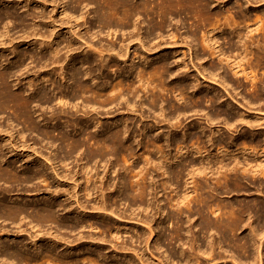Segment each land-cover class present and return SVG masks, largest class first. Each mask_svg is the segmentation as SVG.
Returning <instances> with one entry per match:
<instances>
[{"label":"bare ground","instance_id":"6f19581e","mask_svg":"<svg viewBox=\"0 0 264 264\" xmlns=\"http://www.w3.org/2000/svg\"><path fill=\"white\" fill-rule=\"evenodd\" d=\"M15 1L19 7L25 8L24 11H26L32 0H23L25 4H22V6L21 1ZM35 2L42 8L41 15L38 16L34 12L26 11L30 19L34 21V26L24 29V33L19 34L18 38L11 37L8 29L1 37V44L11 45L10 49L14 53V58L12 57L13 60L9 61L12 67L0 70V110H11L16 120L21 121L41 135L49 137L51 131L47 128H39L36 121L28 113L32 100L24 95V88L20 87L18 91H12L9 81L18 71L23 70L20 67L23 65L24 57L28 56L31 50H39L40 53L39 56L30 54L31 58H35L36 66L40 65V69L50 67L52 75L64 79L63 62L67 61L69 63L74 57L73 52L80 49L84 44L94 50L97 56L99 55V61L102 64L104 61H108V65L105 64L108 67L115 65L110 59L107 60L110 52H113L116 57L124 59L130 52V43L134 41H138L139 48L144 52H150L152 48L145 44L143 36L138 31V33L130 35L127 45L121 41L118 47H116L115 42L107 46L101 44L97 47L85 41L84 44L82 43V45L80 44L75 48L73 37L84 40L81 31H76L69 25L67 27L68 32L65 31V33H68L67 39H64L63 23L57 20L56 15H54L55 9L61 5V7L63 6L61 15L67 16L68 19L73 16V14L67 12L66 4L62 5L64 1L35 0ZM84 2L95 5L97 22L109 29L113 26L127 28L134 25L136 27L134 21L143 16L144 22H147V27H149L146 32V38L148 39L153 34L157 32L159 34L165 27H168L169 19L173 16H179L186 21L192 17L198 18L199 22L190 25L194 27L192 35L196 36L198 32L201 33L199 38L200 51L195 50V53L197 55L207 53L211 58L218 60L217 62L213 60L209 64V69L202 67V70L207 71L214 77H216L214 72L216 74L220 70L224 77V79L222 78L223 83L226 81L228 83L229 78H232V76L243 77L252 87L251 96L246 102L252 104V102L261 103L262 101L264 104V3H262L264 0H73V5L69 6V10L76 13L77 8ZM46 4L52 6V12L43 11ZM154 14L157 15L158 20L153 18ZM9 17L7 14L0 15V22ZM12 17L22 23L24 22V19ZM221 32L222 34H220ZM171 37H175V35L172 34ZM64 40H66L65 44ZM15 41H17L16 47H14ZM76 44L79 43L76 42ZM19 45L28 46L27 49L21 50L17 48ZM141 50L138 51L137 48V52L134 53V59L130 62L127 81L119 79L111 82L109 88L105 90L106 92L97 90V87L94 89L90 83L83 80L80 68L72 62L69 69L73 81L69 86L70 90L64 92L56 85L58 90L56 98L59 102L65 104L67 100L75 99L81 95L84 101L88 102V106L92 102L107 106L120 102L119 100L124 95L127 96L125 100L127 103L130 98L139 96V91H142L148 94L149 103L153 107L158 104L160 98L167 97L169 94L176 101L183 100L185 104L181 106H175L172 101L169 102V106L174 107V112L179 113H185L193 106L200 107L203 102H210V105H215L214 102H217V100L213 95L200 94L194 99H188V96H186L188 86L185 82L180 81L174 84L167 82V77L173 73L165 56L158 57L157 63L150 67L146 65L153 60V57L145 61ZM136 58H140L139 60L143 63V66L138 68L137 72L134 70V60ZM76 61L80 63L81 58ZM179 66L178 70L181 68L184 70L187 67L182 62ZM197 72L204 77L202 72H199V70ZM23 74L25 73L22 71L20 75L23 76ZM181 77L188 76L182 75ZM37 81L35 84L37 101L49 103L51 97L48 96L45 90L38 88L40 81ZM238 83L244 86L243 82L238 81ZM28 85H32L30 81ZM196 90L197 87L193 89V91ZM187 101L191 104H188ZM92 106L90 105V107ZM220 114L225 115L224 119L227 120V124L230 119H233L230 114L217 108L211 109V116L208 117L211 119L212 116ZM162 120H167V116L162 117ZM239 120L252 126L248 116L240 114ZM102 131L103 134L100 136H94L92 132L85 131L77 137H71L60 132L58 137L61 144L60 148L67 155L84 148L87 156L92 159L111 155V157H115L117 163L118 157L122 158L124 156L126 164L134 160L144 159L142 166H138V164L126 166L119 163L122 168V180L118 183L109 182L106 174L101 177L98 174L86 175L85 179L81 181L79 171L76 169L59 175L56 168L58 161L54 155L50 153L48 156H43L35 147H30L26 143L16 145V142L14 143L11 140L13 133L0 129V135L4 141L3 147L9 155L12 157L18 156L25 161L33 160L31 152L42 157V161L37 164V169L41 171L39 175L37 170L35 173H32V170L19 172L13 169L11 164H2L5 158L3 159L0 156V183L18 185L19 188V185L28 184L33 179L39 178L41 182L47 184V178L43 177L45 176L43 167L46 166L52 170L57 178H62L74 188L78 187V190L73 191L72 195L69 196L70 192L57 184V190L51 195L50 201L34 205L11 200L7 197L10 188L1 189L0 220L20 224L23 219L29 217V224L32 223L31 221L34 222L31 227H38L39 231L33 236L30 235V242L25 243L23 247L19 244L18 239L14 240L13 235L11 236L8 234V230L3 229L4 225L2 224L0 226V263L103 264L99 262V258L103 257L102 254L104 255L103 261L106 259L107 262L115 263L114 261L119 260L116 253L126 249H130L137 260L143 263L142 255L139 254L138 250L127 246L124 242L121 243L120 248L111 243V251L109 252L99 251L97 247L93 246L94 242H98L100 238L93 236H89L88 242H86V244L91 243L92 247L87 250L82 249V253L79 252L77 255L76 252L79 247L73 250L72 248L64 249L63 246L65 243L79 240L85 236L74 235V239L69 240V237H65L58 232V226L70 231H75L79 226L84 227L82 223L83 216L86 215L88 204L86 205L79 199L80 193L84 196L95 195V201L89 208L101 211L102 217L107 219L110 214L120 219L122 215L116 212V208L107 200L106 195L115 193L116 197H121L125 201L130 197L132 200H137L140 205L149 207L152 205L151 197L148 198L150 191L155 195L162 191L166 194L163 202L172 212L170 216L179 223H176L177 227L174 228L173 232L165 236L169 246L173 245V241L174 243L190 241V237H192L189 234L190 228L184 227L182 216L194 213L200 218L197 231H199V236L204 241L198 240L199 236L195 234L194 239H191L194 240L193 244L199 245L198 251L204 253V263L207 262L208 257L213 261L215 258L223 256V253L229 249L230 252H233L229 255H231L234 264H264V158L255 157L260 151L257 148L264 145V132L251 134L249 140H247V137V139L239 140L230 139L229 143L235 147V153L226 148L225 138L210 139V145L217 148L215 153H211L206 141H203L199 133L184 134L181 138H172L167 135L164 138V134H150L145 128L142 131L140 142H137L126 135L128 129L124 125H116L111 129L103 127ZM2 133L6 134L2 135ZM6 135H8V139L4 140ZM137 146H141L142 153L136 152ZM261 152L264 154V150H261ZM152 154L155 155L154 158ZM190 154H193L194 157H191ZM137 166L139 170L135 169ZM155 172L157 174L159 172L162 178L156 179ZM89 181L93 182L91 189L88 187ZM250 189H255L257 192L254 193L257 194H253ZM61 197L69 202V204H64L63 210L66 213V219L64 220L57 218L56 215V208L63 205L57 200ZM54 199H56V202ZM160 208L158 202L157 211H160ZM78 210H81L84 214L80 216ZM249 219L250 221H248ZM141 221L145 223V226L147 225L149 232L146 231V228V232H144L147 235L141 236L139 244L143 242V250L147 251L149 249L148 240L155 229L150 224L152 222L147 215ZM47 223H55L57 229L56 231L53 230L55 234L49 231L44 232L45 229L43 231L42 226ZM104 225L110 229L113 226L117 232L120 230L115 223L107 222ZM88 226L92 227V224L90 223ZM24 230L21 229L20 231ZM211 232L215 234V237H211ZM117 235L119 234H116V237ZM101 240L104 239L101 238ZM28 243L31 244L30 247ZM156 244V249H159V238L156 240ZM43 245H46V247L43 248ZM192 246L191 244L190 249L187 248L191 250L194 248ZM224 246L226 249L222 251ZM59 247H63V250H58ZM200 247H204V249L202 250ZM30 248L33 250L31 251ZM218 248L222 252L217 250ZM173 250L174 247L172 246L170 251H172V256H175L176 251L173 252ZM179 253L181 256L185 255V263L189 261V263L197 264L199 262V257L193 258L194 255L192 254L187 256L184 248L180 249ZM159 264L172 263L168 259L164 260L162 258Z\"/></svg>","mask_w":264,"mask_h":264},{"label":"rangeland","instance_id":"374dc122","mask_svg":"<svg viewBox=\"0 0 264 264\" xmlns=\"http://www.w3.org/2000/svg\"><path fill=\"white\" fill-rule=\"evenodd\" d=\"M19 1L22 2L21 6L22 4H25V1ZM58 1H64V4L62 3V5L66 4L65 8H67V12L73 14L69 20L66 18L67 16L61 15L63 6L61 7L60 5L55 9L54 15H56V19L60 20V22L62 21L63 23L62 32H68L67 27L71 25L76 31H81V36L84 39L81 40L73 37L75 48H77L80 44L82 45V43L84 44L85 41H88V43H92L97 47H99L101 44L107 46L114 42L116 47H118L121 41L123 44L126 43L125 45H127L130 35L136 34L138 32L141 34V36H143V41L145 44L151 46L150 48H152L150 52H144L139 48L138 41H134L130 43V52L126 57H124V59H120V57H116L113 52H110V56L107 60L110 59V61L115 64V67H108V61H104V66H102V62L99 61V55L97 56L94 50L86 47L84 44L80 49H77L75 52H73L74 57L69 63H67V61L63 62V72L65 74L64 79H59V77H56V75H52L50 72V67H47L48 69H40V65L36 66L37 63L34 61L35 58H31L30 54L39 56V50L34 49L32 51L30 49L31 53L24 57L23 65L20 67V69H23L22 71L25 74L21 76L20 73L22 71H18L19 73L17 72L16 75L9 79L11 89L12 91H18L20 87L24 88V95L32 100L28 113L36 121L39 128H47L51 131L50 136L45 137L39 132L23 124L21 121L16 120L9 109L0 110V129H3L8 133H13V138H11V140H13L14 143L16 142V145L26 143L30 147H35V149L42 153L43 156H48L50 153L54 155L58 161L56 168L59 175H63L64 173H68L69 171L76 169L79 171V179L81 181L85 179L86 175L90 176L92 174H98L101 177L106 174L109 182L118 183V181L122 180V168L119 166V163H122L126 166H131V164H138V166H142L144 160L142 158L141 160L138 159L139 161L134 160L133 162L126 164L124 162V156L122 157L123 159L118 157L117 163L115 157H111V155H107L104 158L95 157L92 159L87 156V152L84 148L76 150L72 154L67 155L60 148L61 144L58 140L60 132H63L71 137L81 136V134L85 131L92 132L94 136H100L103 134V127L111 129L116 125H124L128 129L126 135L132 137V139L136 140L137 142H140L142 131L145 128L150 134H164V138H166L167 135L172 138H181L184 136V134L189 135L199 133L203 141H206L211 153H215L217 148L210 145V139H222L221 137L225 138L226 148L234 152L235 147L229 143L230 139L233 138L239 140L247 137L248 139H246L249 140L251 134L264 132L263 102H252V104L246 102V100L251 96L252 87H250V84L241 76H232V78H229L228 83L227 81L223 83L222 80L224 77L220 70L217 71L218 75L217 72L216 74L214 72L216 77L210 75L207 73V71L202 70V67L209 69V64H211L213 60L216 62L218 60L216 58H211L207 53L203 54L200 52L202 54L199 55L195 53V50H197V52L200 51L199 49L201 44L199 38L201 33L198 32L196 36L192 35V29H194V27H191L190 25L199 22L198 18L192 17L186 21L179 16H173L169 19L170 24L168 22V27H165L164 30L159 34L158 32L153 34L148 39L146 38V32L149 30V27H147V22H144L143 16H140L138 19H136V22L134 21L136 27H134V25L127 28L113 26L111 29H109L103 27L101 24H99V22H97L94 4H87V2H84L77 8L78 10L76 13H72L69 10V6L73 5V0ZM38 5L39 4L35 2V0H32L28 5L29 7L27 6L29 9L26 8V11L34 12L36 15L40 16L42 8ZM24 10L25 8L19 7L15 0H0V15L7 14L10 16L3 22H0V70L7 67H12V64L9 63V61H12L14 58V53L11 52L10 49L11 45L1 44V37H3L5 30H9L11 37L15 36L18 38L24 33V29L34 26V21L30 19L29 15H27V12ZM44 10L47 12H52L53 8L51 5L46 4L43 8V11ZM12 16L17 17L18 19H24V22L22 23L20 20H15ZM153 16L155 20L159 19L157 15L154 14ZM76 27L80 28V30H78ZM171 33L175 35V37H171ZM220 34H222V32ZM67 36L68 33H65L64 39H67ZM76 42L79 44H76ZM16 43L17 41L14 42V47L17 46ZM65 43L66 40H64V44ZM27 46L28 45H19L17 48L25 50L27 49ZM224 47L226 48L227 46L225 45ZM137 48L138 51L141 50V52H143L145 61L153 57V60L149 61L148 65L146 66L151 67L155 65L157 60H159L158 57L165 56V59H167L169 62V66L172 68L173 73L171 76L167 77V82L170 84L180 81L185 82L188 86V90H186V96H188V99H194L200 94H207L210 96L213 95L217 100V102H214L215 105L212 106L210 105V102H203L200 107L193 106L187 112L179 113L174 112V107H170L169 102L172 101L175 106H181L185 104L183 100L176 101L173 96L169 94L167 97L164 96L160 98L158 100V104L153 107L149 103L148 94H145L142 91H139V96L137 95L135 98L129 99L127 102L129 104L128 106L126 105L127 103L125 101L127 99L126 95H124L122 99L119 100L120 102L107 106H102L95 102L89 103L88 106V102L84 101V98L81 95H79L81 97L78 96L75 99L67 100L65 104L59 102V100L56 98L58 94L56 85L59 86V89L63 90L64 92H68V90H70L69 86L73 81L72 77L70 76L69 69L71 68L72 62L77 64V67L80 68L83 80L90 83L94 89L97 87V90H102L101 92H106L105 90L109 88L110 83L115 80L124 79L127 81L130 62L134 59V53L137 52ZM79 58H81L80 63L76 61ZM140 58H136L134 60L135 72L138 71V68L143 66V63L141 60H139ZM180 62L187 65L184 70L183 68L178 70L180 68ZM198 70L199 72L203 73L204 77L199 75L197 72ZM182 75H186L188 77H181ZM37 80L40 81L38 88L45 90L48 96L51 97L49 103L37 101V89L35 86V84L38 82ZM29 81L32 85H28ZM238 81L243 82L244 86H241ZM245 83H247L246 86ZM196 87L197 90L193 91V89ZM187 103L189 104L190 102L187 101ZM90 105L93 106L90 107ZM215 108L230 114L233 119H230L228 124L226 123L227 120L224 119V114L214 117L212 116V118L209 119L208 116H211V109ZM240 114L248 116L252 126L244 124L242 121H240ZM165 115L167 116V120L164 121L162 120V117L164 118ZM5 134L6 133H2V135ZM6 139H8V135L4 136V140ZM3 143V138L0 135V156L3 157V159L5 158L2 164H11L12 168L19 172L23 170H32V173H35L37 170V174L40 175L39 172L41 171L37 169V164L42 161V157H39L38 154H33L32 152V161L22 160L18 156L12 157L9 155L6 149H4ZM257 149L260 151L255 157L258 156L259 158L263 159L264 154L261 152V150H264V145ZM142 151L143 149L141 146L136 148V152L142 153ZM152 156L153 158L155 157L154 154H152ZM190 156L194 157L193 154H190ZM138 166L135 169L139 170ZM43 171L45 173V176L43 177L47 178V184L46 182H41L39 178L33 179L32 182H29L28 184L19 185V188L18 185L16 186L14 184L10 185L6 183L3 184L1 182L0 191L1 189L3 190L9 187L10 191L9 194H7L8 198L11 200H17L21 203H30L34 205L36 203H46L49 199L51 200V195H53L57 190V184H59L61 188L67 189L70 192L69 196L72 195L73 191L78 190V187L74 188L62 178L59 179L54 176L52 170L46 166L43 167ZM154 174H156V179L162 178L159 172L158 174L157 172ZM92 186L93 182L89 181V189H91ZM250 191L253 192V194H257L254 193L257 192L255 189H250ZM94 196V194L84 196L82 193H80L79 199L82 200V202H84L86 205L88 204L86 215L83 216L84 219L82 223L84 227L79 226L75 231H70L69 229H64V227L60 228L58 226V232H60L61 235L63 234L65 237H69V240H73L74 235L85 236L79 240L65 243L63 246L64 249L72 248L73 250H76L77 247H79L78 251L76 252L78 255L79 252L82 253V249L87 250L92 247L91 243L86 244V242H88L87 239L89 236H93L100 238L98 242H94L95 244L93 246L97 247L99 251L104 250L109 252L111 251V243L117 245V247L120 248L121 243L124 242V244L127 246L137 249L143 258L142 263L137 260V257L130 249H126L116 253V255L119 257V260L114 261L115 263L107 262L108 260L105 261L106 259L103 261L104 255L102 254L103 257L99 258V262L103 264H159L160 261H162V258L164 260L168 259V261L172 264H192L193 262L189 263V261L185 263V255L181 256L179 253L180 249L182 248L185 249V254L187 256H191L190 254H192L194 255L192 256L193 258L199 257V262L197 264H234L231 255H229L233 254V252H230L229 249L227 252L223 253V256L218 257L219 259L215 258L216 260L214 259L213 261L210 260L211 258H207V256H205V258H207V262L204 263V253H200L198 251L197 248L199 245L193 244L194 240L191 239H194L195 235H200L199 231H197L199 228L197 224L200 221V218L194 213H191L190 215L186 214L187 216L184 214L182 216V219H184V227L187 229L190 228L189 234L192 236L190 237V241L185 243L184 241H180V243L179 241L175 243L173 241V245L170 246L167 244L168 242L165 240V236L168 233L173 232L174 228H176L177 224L179 223H177L175 218L170 216L172 212L163 202L166 194L162 191H159L157 195L150 191L148 198L151 197L150 201L152 202V205L149 207L146 205H140L137 200H132L130 197H128V200L125 201L121 199V197H116L115 193L106 195L107 200L113 205V207L116 208V212L122 215L120 219L110 214L106 219L101 216V211L89 208L90 205L95 201ZM63 198L64 197L57 199L58 202L62 203L63 205L56 208L57 218L62 220L66 219V213L63 210L64 204H69L68 200H63ZM54 200L56 202V199ZM158 202L161 206L160 211H157ZM78 211L80 216L84 214L81 210ZM146 215L151 220L152 223L150 224L155 229L154 233L148 240L149 249L147 251L143 250V242L142 244H139L141 236L147 235V233L145 234L146 231L149 232L147 225L145 226V223L141 221ZM248 221H250V219ZM29 222V217L23 219L20 224L0 220V226L3 224V229L8 230V234L11 236L13 235L12 238L14 240L18 239V241H20L19 244L24 247L25 243L30 242L29 236H33L39 231L38 227H31V225L34 223L33 221H31V224H29ZM107 222L115 223V225L120 229L119 232L114 230L113 226H111V229L107 228L104 225ZM90 223L92 224V227L88 226ZM21 229L25 230L20 231ZM42 229L43 231L45 229L44 232L49 231L50 233L54 234L57 230L55 223H47L42 226ZM54 229L55 231H53ZM116 234L119 235L116 237ZM210 235L211 237H215L213 232H211ZM101 238L106 241L101 240ZM158 238L160 248L156 249L155 245H157L156 240ZM199 239H201V236L198 237V240ZM201 241L204 240L201 239ZM191 244L194 248L189 250ZM28 245L29 247L31 246L30 243H28ZM172 246L174 247L173 252L176 251L175 256H172V251H170ZM45 247L46 245H43V248ZM63 247H59L58 250H63ZM187 247H189V249ZM201 249L203 250L204 247ZM222 249V251H224V249H226L225 246L222 247ZM30 250L32 251L33 249L30 248ZM217 250L221 251L219 248ZM198 254L199 256H197ZM1 263L3 264V262Z\"/></svg>","mask_w":264,"mask_h":264}]
</instances>
